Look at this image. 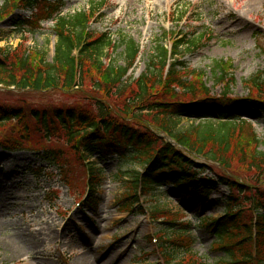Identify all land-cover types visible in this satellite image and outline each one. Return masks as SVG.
Instances as JSON below:
<instances>
[{"label": "rangeland", "instance_id": "obj_1", "mask_svg": "<svg viewBox=\"0 0 264 264\" xmlns=\"http://www.w3.org/2000/svg\"><path fill=\"white\" fill-rule=\"evenodd\" d=\"M25 8L21 0H0V49L9 48L12 53L21 50L20 53L31 54L35 62L40 58L51 62L56 44L55 20L78 14L88 19L87 42L101 37L109 39L110 44L98 55L99 64L75 52L76 60L84 61L80 78L76 77V82H81L79 87L75 84L71 88L63 85L35 90L0 84V105H86L93 98L103 97L95 85L105 86V69L113 64L125 65L120 45L123 37L139 47V54L125 75L132 80L145 71L158 46L171 52V47L179 42L196 41L197 48L177 50L182 66L177 74L195 85L197 91L199 84H203L211 98L226 94L233 102L242 101L235 118L248 124L241 126V142L236 156L231 158L230 170L205 157L192 158L205 164L213 174L220 173L242 183L256 179L257 173L242 165L240 150L249 141V151L256 148L264 154V112L250 105L256 98L264 102V0H49L45 5ZM237 10L247 25L236 22L231 12ZM216 63L222 70L221 80L214 76ZM108 100L116 108L122 106L120 101ZM198 124V120L182 119L177 129ZM23 126L14 121L8 123L0 129V137L9 139L12 132L22 136ZM29 127L31 140L24 144L29 150L0 148V264H162L155 241L160 224L167 217L155 216L154 206L177 214L179 224L197 225L198 217L222 214L218 205L197 202L170 189L172 186L162 187L172 190L168 195L149 193L138 197L139 210L134 213L121 211L117 203L127 190V176L123 173L130 169L138 172L141 168L124 164L119 170L115 156L100 159L98 151L89 158L100 170L92 195L96 211L92 212L85 204L79 205L85 193V165L77 159L70 179L63 181L64 173L58 166L51 167L49 161L42 159L43 153H36L62 148L63 144L56 139L44 141L35 134L34 127ZM253 134L259 145L250 142ZM226 193L225 188L218 187L209 198L219 199ZM143 209L145 213H140ZM190 230L195 238L193 252L187 255L177 251L175 260L190 264V258L198 257L211 264L221 255L210 248L213 238L202 228Z\"/></svg>", "mask_w": 264, "mask_h": 264}, {"label": "trees", "instance_id": "obj_2", "mask_svg": "<svg viewBox=\"0 0 264 264\" xmlns=\"http://www.w3.org/2000/svg\"><path fill=\"white\" fill-rule=\"evenodd\" d=\"M47 1L21 0L29 9L38 4L45 5ZM86 21L88 19L82 14L56 20L53 28L56 44L51 62L42 58L35 62L31 54L20 53L21 50L12 53L9 48L0 49V84L35 90L63 85L71 88L75 84L79 87L81 82L80 79L76 82V77L82 73L84 61L76 60L75 52L81 58H93L99 64L98 55L110 44L109 39L101 37L87 42ZM196 43L179 42L170 53L166 47L158 46L145 71L132 80L126 79L125 75L139 49L123 37L120 45L125 65L113 64L105 69L102 75L105 86L95 85L102 98H93L86 105L54 108L0 105V129L13 121L25 125L22 136L12 132L9 139L0 137V147L7 151L29 150L24 144L31 140L28 136L31 125L44 141L56 139L63 144L62 148L37 152L43 153V159L49 161L51 167L58 166L64 173L65 182L73 174L77 159L86 162L94 151H98L100 159L115 156L119 170L124 164H133V168L139 166L141 173L135 169L123 173L127 176V190L117 203L121 211L134 213L139 210V189L143 196L149 193L168 195L173 192L162 187L172 186L197 202H208L221 208L219 217L200 218L197 226L213 237L211 249L221 253L211 264H264V154L256 148L249 151V141L243 143L241 163L257 174L254 181L242 183L216 172L206 175L205 166L196 164L182 150L158 136V133L165 134L188 153L205 157L229 170L231 158L237 154L236 148L241 142L239 132L241 126L247 124L235 118V112L243 102H233L226 94L219 99L211 98L203 84H199L197 91L195 85L182 80L176 72L182 67L177 50L197 48ZM214 66V76L221 80L222 70L218 63ZM176 89L182 92L177 93ZM108 99L120 101L122 106L116 108ZM256 100L259 103L250 105L264 112V102L260 98ZM182 119L199 120V124L178 130L177 125ZM249 140L259 145L255 134ZM72 152L74 155L69 157ZM87 164L90 194L86 204L95 212L96 202L92 195L98 185L100 170L93 163ZM219 186H223L228 194L210 200L209 194ZM152 211L157 217H167L160 224L156 246L162 264H183L184 261L175 260V253L183 251L191 255L193 252L191 247L195 238L191 225L179 224L177 214L169 210L154 206ZM190 259V264H206L198 257Z\"/></svg>", "mask_w": 264, "mask_h": 264}, {"label": "bare ground", "instance_id": "obj_3", "mask_svg": "<svg viewBox=\"0 0 264 264\" xmlns=\"http://www.w3.org/2000/svg\"><path fill=\"white\" fill-rule=\"evenodd\" d=\"M233 13V15L235 16L236 18V22L237 23H241L243 25H247L248 23L246 22L247 20H245L242 16V14L240 13V10H237V11H234V12H231Z\"/></svg>", "mask_w": 264, "mask_h": 264}]
</instances>
